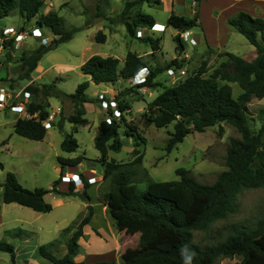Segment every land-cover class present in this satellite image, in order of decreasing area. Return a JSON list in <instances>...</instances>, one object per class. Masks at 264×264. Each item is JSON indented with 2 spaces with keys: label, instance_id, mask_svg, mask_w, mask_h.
<instances>
[{
  "label": "rangeland",
  "instance_id": "obj_1",
  "mask_svg": "<svg viewBox=\"0 0 264 264\" xmlns=\"http://www.w3.org/2000/svg\"><path fill=\"white\" fill-rule=\"evenodd\" d=\"M156 1L149 0L130 11V16L143 13L159 22L158 30L161 32L151 33L152 28H144L142 38L158 39L161 49L154 54L144 56V53L152 52L151 46L148 42L128 34L122 16L125 0H44L45 5L40 15L57 13L63 19L66 30L74 31V37L46 54L39 63V68L32 74V79L28 81L19 80L20 59L24 53L30 55L38 49L41 46V40L28 36L24 41L14 42L11 47L5 49L3 47L4 29L25 27L26 31L31 33L38 27L36 19L26 23L20 13L14 11L8 18L0 20V88H5L9 93L18 96L16 100L12 99L15 102L10 100L8 108L0 109V185L5 182L7 174L11 172L26 189L51 190L54 182L60 178L63 167L59 162L60 158L85 157L81 165L66 167L64 174L73 175L78 172L91 176L95 172L97 178H101L87 190L91 199L90 205L94 209V217L84 228V237L79 241L81 248L76 257L77 262L123 264L122 256L128 250L141 249L153 242L142 233L119 230L100 198L109 190V184L103 181L104 167L99 161L100 153L95 148V142L99 137V124L106 114V111L101 108L98 95L104 93L107 99H111L129 89L133 90L134 86L131 80L119 81L115 85H96L90 82L89 77L80 69L84 60L94 55L112 56L119 59L122 66L126 54L134 52L144 56L149 65L164 67L177 59L179 51V54L182 53L177 59L180 67L174 68L186 72V76L182 78L184 80L187 76L196 73L205 62H207L208 74L213 73L227 61L226 53H233L248 61L256 57L255 48L243 35L232 28L227 44L210 48L206 46V40L203 38L198 46L194 47L190 42H183L184 48H180L176 37L181 39L182 33L168 26V19L172 9L177 15L183 14L187 19L193 18L192 12L199 11L198 3H195V0H159V5ZM202 8V17L207 22L211 9L204 3ZM222 26L229 28L226 23L225 25L222 23ZM41 30L49 42L56 39L50 30ZM191 31L199 35V38L203 37L200 29L194 28ZM99 32L106 35V42L96 41L95 37ZM222 34L224 37L227 35L224 29ZM182 79L175 80L164 72L156 80L162 84L161 88L136 89L123 97L131 106L130 113L125 115L127 123L138 127V132L145 142L143 143L138 137H128L126 135L128 128L125 124H121L119 134L123 143L122 150L117 153L110 152L109 158L121 164H128V170L141 172V178L134 182L141 190L146 188L148 178L155 182L179 180L176 171L180 168L187 170L203 184H213L218 176L227 170L226 158L230 141L241 138L237 129L228 123H221L206 129L203 133L188 135L182 143L168 153L167 145L170 133L174 131V124L166 128H156L154 125H147L142 115L147 105L165 87H172ZM84 82H90L86 94L93 99L92 103L85 106V118L89 122L87 126L79 127L78 132L74 133L73 126L65 120L74 113V106L66 104L68 100L61 101L51 97L46 99L41 93L37 101L48 103L49 112L60 113L54 127L48 130L46 138L41 142L15 134V121L17 118L24 117L25 112L21 115L17 114L11 111V106L17 103L21 106L20 103L24 100L21 92L29 85L33 84L43 89L41 88L43 85L55 84L64 93L73 94L78 85ZM230 85L233 88L234 98H237L242 93V89L237 84ZM32 99L34 100L33 94ZM247 114L251 131L258 134L264 125V99H254L248 106ZM62 120H64L63 130L57 126ZM70 134L74 135L79 144V149L74 153H66L61 149V143ZM262 138L264 140V136ZM137 144L139 147H136ZM136 148L144 156L142 166L130 165L139 156L133 153ZM259 165L257 160L253 167L257 168ZM69 187L70 184H63L61 179L59 190L68 192ZM83 190V186H75V193L81 194ZM45 200L52 205V212L37 213L17 204H5L3 189L0 188V212L3 217V223L0 224V242H6L15 247L17 264H50L38 254L39 247L43 245H50L52 254L63 258L67 253V242L72 235L71 232L65 233L63 230L71 227L74 229L73 233L81 219L88 214L89 204L79 196H58L51 192L46 195ZM237 202V213L230 215L226 220L212 224L206 231L194 232V244L200 247L217 244L229 234L231 225L242 224L251 227L259 218L264 217V188L243 191L238 196ZM238 261H240L239 257L223 258L216 264H235ZM0 264H11L10 254L0 251Z\"/></svg>",
  "mask_w": 264,
  "mask_h": 264
},
{
  "label": "trees",
  "instance_id": "obj_2",
  "mask_svg": "<svg viewBox=\"0 0 264 264\" xmlns=\"http://www.w3.org/2000/svg\"><path fill=\"white\" fill-rule=\"evenodd\" d=\"M148 1L125 0L122 16L128 34L148 42L155 53L161 49L159 40L150 37L143 39L137 34L138 28L151 29L155 25V19L143 13L130 16L134 7ZM156 2L160 4L159 0ZM44 5V0H0V20L18 11L26 23L36 19L37 28L48 29L56 37L48 45L41 44L32 54L24 53L21 56L19 80H31L43 57L74 37V31L66 30L63 19L57 13L40 15ZM198 18V13H195L192 19L172 13L168 26L183 32L191 31L198 26ZM228 24L255 48L256 57L248 61L233 53H226L227 61L211 74H208L207 62L203 63L193 75L187 76L172 87H165L147 105L142 115L147 125H154L156 128H166L174 124V131L170 133L167 145L168 153L192 133H203L221 123H228L237 129L241 138L230 141L226 158L227 170L210 185L199 182L187 170L180 168L176 171L179 180L155 182L148 178L146 188L141 190L134 183L141 178V172L128 170V164H121L109 158V152L117 153L122 150L123 143L119 134L121 124L128 128V137H138L145 142L138 132V127L127 123L125 115L130 113L131 106L123 97L136 89L161 88L162 84L156 81L158 76L171 68L180 67L177 59L164 67H153L137 53L128 52L121 66L117 58L94 55L80 68L81 72L89 77L90 82L96 85H115L119 81L134 79L145 68L149 70L145 83L134 85L133 90L129 89L116 96L122 116L120 119H114L111 124L103 120L99 126L100 135L95 142V148L100 153L99 161L104 167L103 181L109 184V190L100 198L108 208L116 227L119 230L142 233L153 240L141 249L128 250L122 256L123 264H216L219 259L237 257L240 261L235 264H264V217L259 218L251 227L242 224L231 225L229 234L217 244L205 247L194 244V232L206 231L212 224L237 213V198L243 191L264 188V125L258 134H254L249 127L247 114L248 106L254 99H264V18L239 12L228 20ZM95 39L98 43H104L106 35L99 32ZM176 39L180 48H184L181 39ZM14 42L5 40L3 47L7 49ZM90 82L78 85L73 94L64 93L55 84L43 85V89L29 85L25 90L33 94L34 100L28 105L27 112L37 117L18 118L14 125L15 134L38 142L46 138L48 130L43 121L50 114V105L37 101L41 93L46 99L51 97L71 102L74 113L65 120L73 125L74 133L78 132L79 127L87 126L89 122L85 118V106L93 102L86 94ZM230 84H237L242 89L237 98H234ZM63 121L57 125L61 130L64 127ZM61 149L66 153H74L79 149L73 134L65 137ZM133 153L139 156L130 165L142 166L144 156L137 148ZM84 160L83 156L74 159L60 158L59 162L63 166L60 178L54 182L51 190L26 189L11 172L0 185L5 204H17L42 214L53 210L52 205L45 200L46 195L51 192L58 196H79L88 202V214L81 219L75 231L72 233L74 229L71 227L63 230L72 234L63 258L52 254L50 245L39 247V256L50 264H117L76 261L81 248L79 241L84 237V228L94 217V209L87 193L91 185L82 175L84 190L81 194L75 193L73 183L70 184L68 192L60 191L59 186L65 168L79 166ZM257 160L260 165L254 168L253 164ZM0 251L10 254L11 264H17L13 245L0 242Z\"/></svg>",
  "mask_w": 264,
  "mask_h": 264
},
{
  "label": "built area",
  "instance_id": "obj_3",
  "mask_svg": "<svg viewBox=\"0 0 264 264\" xmlns=\"http://www.w3.org/2000/svg\"><path fill=\"white\" fill-rule=\"evenodd\" d=\"M158 29H159V25L155 24L151 30H152V32H161ZM141 34L142 33L139 32L138 36L140 37ZM4 36H5L6 41L14 40L17 43L22 42L28 36H31L35 39H40L41 44H43V45L50 44L48 38H46L43 35L42 30L37 28V27L34 28L31 31V33H28L26 31L25 27L20 28V29H16L14 27H8V28L4 29ZM181 42L182 43L183 42H190L193 46L196 45V42L194 41V39L191 38V34L189 31L182 32ZM148 74H149V70L147 68L141 70L139 75L131 80L133 86L145 83ZM167 74L169 77H171L175 80L182 79L186 76V72L184 70H180V69L176 70L175 68L169 69L167 71ZM142 89H144V88H142ZM21 94L23 95V99H24L20 103L21 106H18L19 105L18 103L13 105V106L10 105L11 111L16 112L17 114L19 113L20 115L25 112V116L20 117V118H24V119L36 118L37 115L32 116L31 114H29L27 112L28 105L31 103V98H32L31 93L26 92V90L24 89L21 92ZM17 98H18V96L16 94L13 95V94L9 93V91H7L5 88L1 87L0 88V109H6V107L8 108L10 100L15 102L14 100H16ZM12 99H14V100H12ZM98 100L101 102V108L104 111H106L104 120L107 123L111 124L114 119H120L121 118L122 112L119 108V100H117L116 97H112L111 99H107L106 95L104 93H100L98 95ZM59 115H60V113L58 114V113L50 112L48 118L43 121L44 127L47 130L52 129L55 125L56 119L58 117H60ZM61 179H62L63 184H72L73 183L76 187L77 186H84L83 179L79 174H73V175L66 174V175L62 176ZM99 180H101V178H97L95 172H94V175L92 178H88V182L90 184H96L97 182H99Z\"/></svg>",
  "mask_w": 264,
  "mask_h": 264
},
{
  "label": "crops",
  "instance_id": "obj_4",
  "mask_svg": "<svg viewBox=\"0 0 264 264\" xmlns=\"http://www.w3.org/2000/svg\"><path fill=\"white\" fill-rule=\"evenodd\" d=\"M195 3H198V5H199V11H198L199 18H198V22H197L198 26L195 27V28L196 29H200L203 32V37L199 38V35H195V34H193L192 31H190L191 38L194 39V41L196 42L195 46H198L203 38H205V40H206V46H209L210 48H213L214 46H219L221 44H227L228 41H229V37L232 34L231 30L233 29V28L231 29V27L229 26L228 20L231 17H233L234 15L238 14L239 12H246V13L250 14L252 17L264 18V0H199L197 2L195 0ZM195 3H193V5ZM202 3H204V5H208V7L211 9V12L209 14L210 16H209L207 22L202 17V13H203L202 12V9H203L202 8ZM173 8H174V6H173ZM173 10L174 9H172V13H175ZM179 13H183V12H179ZM178 15L185 17L183 14H178ZM192 15L194 17L195 16V12H192ZM222 23H224V25L226 23V25H228L229 28H226V27L222 26ZM155 24H159V22L155 20ZM223 29L227 33V35L225 37L222 34V30ZM143 30H144V28H138V33L137 34H139V32H141L142 33L141 36H140L141 38L143 37V34H144ZM166 30H167V28H166ZM150 32L151 33H156V32H152L151 30H150ZM86 49H88V48H86ZM152 53L154 54L153 51L150 52V53H144V56H149ZM181 54H179L177 56V59H179L181 57ZM139 56L144 57L142 55H139ZM185 56H187L189 58L188 55H185ZM91 57L86 58L82 64H84ZM106 57H109V56H106ZM114 58H116V57H114ZM125 58H126V56H125ZM182 59L183 58H181V60ZM38 68H39V66H38ZM65 103L69 104L70 106L72 105L70 101H66ZM66 106H68V105H66ZM57 109H59V108H57ZM60 109H64V108H60ZM16 121H15V123H16ZM102 121L103 120H101V122ZM99 126H100V124H99ZM99 135H100V132H99ZM109 155H110V152H109ZM75 173L79 174L81 177H82V175H84L87 178V180H88V178H92L93 177V175H91V176L88 175L87 176V173H78V172H75ZM90 185H92V184H90ZM2 218L3 217H2L1 212H0V224L3 223L2 222Z\"/></svg>",
  "mask_w": 264,
  "mask_h": 264
},
{
  "label": "water",
  "instance_id": "obj_5",
  "mask_svg": "<svg viewBox=\"0 0 264 264\" xmlns=\"http://www.w3.org/2000/svg\"><path fill=\"white\" fill-rule=\"evenodd\" d=\"M183 32V30H181V33ZM178 55H179V51H178Z\"/></svg>",
  "mask_w": 264,
  "mask_h": 264
},
{
  "label": "clouds",
  "instance_id": "obj_6",
  "mask_svg": "<svg viewBox=\"0 0 264 264\" xmlns=\"http://www.w3.org/2000/svg\"><path fill=\"white\" fill-rule=\"evenodd\" d=\"M188 259L190 260V259H191V257H188Z\"/></svg>",
  "mask_w": 264,
  "mask_h": 264
}]
</instances>
